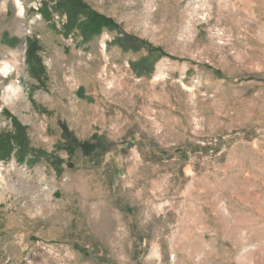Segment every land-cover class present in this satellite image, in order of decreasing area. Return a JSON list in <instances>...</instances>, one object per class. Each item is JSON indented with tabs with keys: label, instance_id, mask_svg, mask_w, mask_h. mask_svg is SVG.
<instances>
[{
	"label": "rangeland",
	"instance_id": "374dc122",
	"mask_svg": "<svg viewBox=\"0 0 264 264\" xmlns=\"http://www.w3.org/2000/svg\"><path fill=\"white\" fill-rule=\"evenodd\" d=\"M18 1L0 135L9 115L29 151L0 158V264H264V0H75L113 25L85 42L57 0Z\"/></svg>",
	"mask_w": 264,
	"mask_h": 264
},
{
	"label": "trees",
	"instance_id": "16d2710c",
	"mask_svg": "<svg viewBox=\"0 0 264 264\" xmlns=\"http://www.w3.org/2000/svg\"><path fill=\"white\" fill-rule=\"evenodd\" d=\"M57 9L60 12H65L67 14L68 22L62 26V32L66 35L73 30H78V33L82 36L84 42L89 38L90 35L99 31L101 27H113L109 20L94 14L84 8L75 0H57ZM40 15L46 19L50 16V10L47 8L46 4H42L39 9ZM84 14L85 19L79 20V15ZM111 25V26H110ZM122 50L124 51H137L139 47L143 44L139 42L136 38L130 36H124L122 38H116L114 41ZM38 47L35 41H29L26 55L28 62L31 64V70L37 75L43 74L42 64L36 55ZM148 52H156L155 49H149ZM146 60L144 58L140 59L138 62L132 64V68L137 74H140V70L147 69ZM11 120V125L14 128V132L11 134L0 135V158L8 159L11 154L15 157L17 162L26 161L27 152L29 151L27 136L25 133V128L13 120L9 115H7ZM64 137L69 136L67 130L63 129ZM16 145V147H14ZM61 148H65L69 153H72V147L70 143L66 146L61 145ZM82 152L85 155H89L92 149V145L85 143L80 146ZM163 154V153H162ZM26 159V160H25ZM31 160V159H30Z\"/></svg>",
	"mask_w": 264,
	"mask_h": 264
},
{
	"label": "built area",
	"instance_id": "2783aa9c",
	"mask_svg": "<svg viewBox=\"0 0 264 264\" xmlns=\"http://www.w3.org/2000/svg\"><path fill=\"white\" fill-rule=\"evenodd\" d=\"M41 6H42V2L39 1V2L33 3L31 8H36V10H39V8H41Z\"/></svg>",
	"mask_w": 264,
	"mask_h": 264
},
{
	"label": "bare ground",
	"instance_id": "6f19581e",
	"mask_svg": "<svg viewBox=\"0 0 264 264\" xmlns=\"http://www.w3.org/2000/svg\"><path fill=\"white\" fill-rule=\"evenodd\" d=\"M15 2V4L17 5V9L20 11V12H22V10H23V8L21 7V5H20V3H19V1L18 0H14ZM13 89V88H12ZM9 92V91H8ZM10 93V92H9ZM15 93V92H14ZM8 94V93H7ZM10 96V95H9ZM15 97V96H14Z\"/></svg>",
	"mask_w": 264,
	"mask_h": 264
}]
</instances>
